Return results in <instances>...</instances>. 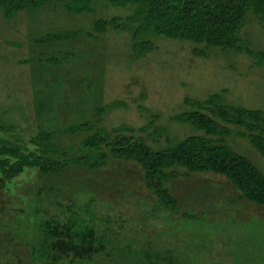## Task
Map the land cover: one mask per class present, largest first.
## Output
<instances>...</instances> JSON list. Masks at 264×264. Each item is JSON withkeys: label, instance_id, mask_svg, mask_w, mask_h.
Segmentation results:
<instances>
[{"label": "rangeland", "instance_id": "1", "mask_svg": "<svg viewBox=\"0 0 264 264\" xmlns=\"http://www.w3.org/2000/svg\"><path fill=\"white\" fill-rule=\"evenodd\" d=\"M68 4H71L69 0H53L38 13L20 12L12 20H7L0 12V125H13L16 129L6 133L7 137L17 138L26 145L37 134L35 102L39 96L40 99L47 97L45 107L52 113L47 115L48 119L56 116L62 121L68 120L66 123L58 120L54 129L58 130L60 125L64 129L71 126L82 117L81 113L91 118L93 109L101 108L104 131L123 124L137 129L147 127L141 134L154 147H164L198 133L184 123L171 120L174 114L189 109L184 102L187 98L202 100L213 92L227 89L228 103L264 108V66L256 64L254 55L212 50L208 58H197L193 54L195 43L156 37L154 51L135 59L127 32L109 30L92 37L86 34L92 20L101 16H124L129 12L128 7L118 9L97 4L94 14H79L67 9ZM62 31L81 32L74 39L35 45L37 37ZM240 33L246 43L243 48L248 46L264 52V26L260 14L248 10ZM67 53L73 57L69 58L66 68H60L65 72L57 71L60 64L66 63L63 57ZM40 58L43 62L39 63ZM42 72L50 74L45 76L49 77L45 86L38 81ZM66 77L69 81H64ZM71 106L68 116L70 110L67 109ZM146 108L148 111L144 110ZM78 110L81 113L77 118ZM81 138L71 133L64 135L61 131L57 142L63 148L74 147L72 151L68 150L69 153L82 155ZM229 142L236 150L250 156L264 172V158L248 139L235 135ZM110 162L109 159L104 171L122 172L130 168L136 172V166L130 162L120 164L115 161L109 166ZM77 167L71 166L58 175L60 177L47 180L61 190L57 196L62 204L60 217L63 221L76 217L81 223V226L78 224L80 229L88 225L101 234L106 232L108 238L112 233L110 223L126 224L128 234L110 239L113 248L114 241H120L121 254L126 258L137 251L144 236L155 242L158 231L161 239L178 243L184 251L181 259L192 260L193 264H264V208L245 204H236L235 208L228 206L227 201L238 195L223 176L191 173L172 181L180 185L181 193L178 191V194H184L186 198L190 195L192 202L205 193L207 187L212 189V195L222 197L216 204L207 206V213L196 221L169 216L158 202L154 203L155 210H150L149 219L147 216L144 219L137 206L131 203L134 196L141 203L139 199L144 195L153 203L141 182L133 183L131 175L120 173L125 180L116 188L115 174H106L102 178L104 181L98 171ZM180 170L186 173L184 169ZM63 175L67 177L56 180ZM36 178L35 173L28 172L18 179V186L0 190V264H14L19 257L27 262L33 258L34 244L30 240L32 221L36 216L31 211L32 199L28 201L25 194L30 192L29 188L41 186L43 182ZM21 197L25 198L27 206H20ZM89 205L92 207L88 209ZM96 206L99 212L92 209ZM207 207L197 210L204 212ZM88 210L94 212L88 215ZM234 215L239 224L227 221ZM188 227L192 229L189 231ZM187 244H192L191 252ZM232 247L235 254L227 253ZM36 260L42 262L44 259L37 256Z\"/></svg>", "mask_w": 264, "mask_h": 264}, {"label": "trees", "instance_id": "2", "mask_svg": "<svg viewBox=\"0 0 264 264\" xmlns=\"http://www.w3.org/2000/svg\"><path fill=\"white\" fill-rule=\"evenodd\" d=\"M52 1L0 0V12L4 18L12 20L20 12L38 13ZM69 1L71 4H68L67 9L79 14H94L97 4H105L118 9L128 7L129 12L124 16L122 14L120 16H101L92 20L86 34L92 37L95 33L103 34L109 30L127 32L130 35V46L135 59H140L154 51L156 47L154 38L165 37L195 43L193 54L197 58H208L212 50L245 52L256 57L257 65L264 66V52L252 50L248 46L243 48V44L246 43L240 36L247 12L250 9L261 15L264 26V0ZM80 32L46 33L37 37L35 45H52L55 44L54 41L74 39ZM71 57L73 54H65L63 59L66 63L60 64L57 71L65 72V69L60 68H66ZM38 61L39 63L43 62V59L40 58ZM46 62H49V59ZM51 72L52 70L50 74ZM50 74L42 72L38 81L45 86L49 82V77L45 76H50ZM35 78L37 77L35 76ZM64 81H69V77H66ZM67 84L64 85L63 91L66 90ZM59 88L61 87L59 86ZM227 91V89H222L213 92L202 100L185 99L184 102L189 106V109L174 114L171 120L184 123L198 133L188 135L184 139L169 143L164 147L152 146L141 134L147 127L137 129L130 124H123L112 130L104 131L101 127L103 119L101 108H94L91 118H87L78 110L76 111L77 118L79 113L82 114V117L77 122H73L65 129L63 125L60 127L57 125L60 130L54 129L58 120L63 123L68 120L62 121L56 116L48 119L47 115L52 113L48 112L45 107L47 97L44 96L40 99L39 95L35 102L39 130L29 139L28 144L25 145L17 138L6 136V133L16 131L15 126L0 125V190L18 186V179L28 172L35 173L36 180L43 182L41 186L29 188L30 192L25 194L28 201L32 199L31 211L36 216L32 221L33 236L30 240L33 242L32 245L34 244L33 258L31 257L27 262L19 257L15 263L193 264L192 260L181 259L184 258V251L178 247V243L161 239L157 229L158 237L154 236L155 242L148 240L153 238L144 236L145 240L143 241L141 238L143 242L141 241L139 250L132 253L130 258H126L121 254L120 241H114V248L110 242L111 238H121L126 232L128 234L129 228L126 227V224L121 225L117 224L118 222H113L116 225H111L110 221L105 219L112 228V233L108 238L106 232L101 234L88 225L80 229L81 223L76 217L71 216L67 221H63L59 215L62 212V204L57 198L61 190L57 188L56 184H51L52 181L47 180L60 177L74 165L78 166L77 168L83 167L86 171H98L101 173V179L106 174H115L113 176L116 178L114 180L117 183V185L114 184L116 188L121 187L125 180L120 173L131 175L133 183L141 182L142 187L148 192L146 194L153 198V203L148 202L146 195L139 199L142 201L141 203L137 201L138 197H131V203L137 206L138 213L144 219L150 215L152 210H155L154 203L158 202L159 206L170 213L169 216L186 217L196 221L198 217L207 213L209 209L207 206L216 204L217 200L222 198L212 195L210 187L205 188V193L193 202L190 195H187V198L184 194L180 196L178 194L180 185L173 184L172 181L191 173H212L226 178L238 195L234 199L231 198L232 201H227L228 206L232 208H235L236 204L264 208L263 170L250 156L239 152L229 142L230 138L235 135L242 139H248L253 148L264 158V108L228 103V100L226 101ZM72 106L67 109L70 110L68 116ZM144 110L148 111L147 108ZM51 120L52 123H49ZM61 131L64 135L71 133L82 136L81 145L79 144L82 155L69 153L68 150L72 151L74 147L72 149L63 148L57 142L58 132ZM109 159L111 161L109 166L115 161L120 164L130 162L136 166V172L130 168H126L127 171L123 169L122 172H115L112 169L111 172L104 171ZM180 169H184L186 173ZM66 177L67 175H63L56 180ZM102 180L106 181L105 178ZM44 182H48V184L46 183L45 186ZM33 189L35 191L32 193ZM19 203L22 207L27 206L23 197L19 198ZM92 205H89L88 209ZM204 207H207L204 212L197 210ZM232 208L230 209L232 210ZM92 209H95L96 212L100 211L97 206ZM215 210L217 212V209ZM89 212H94V210H88V215ZM227 221L231 224H239L235 215L232 220L228 218ZM191 229L188 227L189 231ZM39 247L41 248L38 249ZM186 247L190 252L193 250L192 244H187ZM231 252L235 254V248L227 250V253ZM115 255L120 256L116 259ZM37 256L44 260L37 261ZM128 259L131 261H125Z\"/></svg>", "mask_w": 264, "mask_h": 264}]
</instances>
